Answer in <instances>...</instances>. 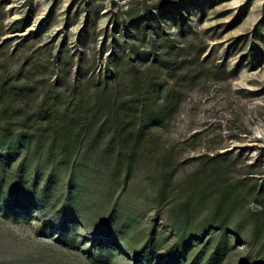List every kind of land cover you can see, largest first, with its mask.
Returning a JSON list of instances; mask_svg holds the SVG:
<instances>
[{
  "label": "rangeland",
  "instance_id": "obj_1",
  "mask_svg": "<svg viewBox=\"0 0 264 264\" xmlns=\"http://www.w3.org/2000/svg\"><path fill=\"white\" fill-rule=\"evenodd\" d=\"M0 129V264H264V0H0Z\"/></svg>",
  "mask_w": 264,
  "mask_h": 264
},
{
  "label": "trees",
  "instance_id": "obj_2",
  "mask_svg": "<svg viewBox=\"0 0 264 264\" xmlns=\"http://www.w3.org/2000/svg\"><path fill=\"white\" fill-rule=\"evenodd\" d=\"M141 101H145V97L142 95ZM165 103L163 104V107ZM120 110V109H119ZM125 110L120 112L118 111V115L121 117L125 116ZM51 114L48 113L45 115V119H49ZM145 123H139L138 129L134 127L131 122L125 121L123 118H120L119 121L116 122L114 128L113 137H119L120 142L123 146L128 147V150H134L135 145L137 143L138 135L144 132ZM136 133V136L133 138V134ZM25 145V136L19 135L17 137H11L7 129H0V153L8 154L13 153L15 150H19ZM120 155V154H119ZM212 158V157H211ZM120 159V158H119ZM120 160H117L119 163ZM178 232L180 234V238H186L190 233L186 227H179Z\"/></svg>",
  "mask_w": 264,
  "mask_h": 264
}]
</instances>
